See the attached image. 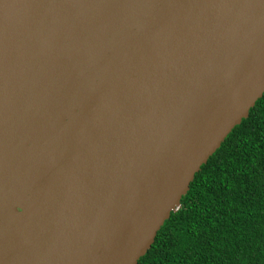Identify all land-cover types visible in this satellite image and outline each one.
<instances>
[{
    "label": "water",
    "instance_id": "water-1",
    "mask_svg": "<svg viewBox=\"0 0 264 264\" xmlns=\"http://www.w3.org/2000/svg\"><path fill=\"white\" fill-rule=\"evenodd\" d=\"M264 95V0H0V264H138Z\"/></svg>",
    "mask_w": 264,
    "mask_h": 264
},
{
    "label": "trees",
    "instance_id": "trees-1",
    "mask_svg": "<svg viewBox=\"0 0 264 264\" xmlns=\"http://www.w3.org/2000/svg\"><path fill=\"white\" fill-rule=\"evenodd\" d=\"M138 264H264V95L195 175Z\"/></svg>",
    "mask_w": 264,
    "mask_h": 264
}]
</instances>
